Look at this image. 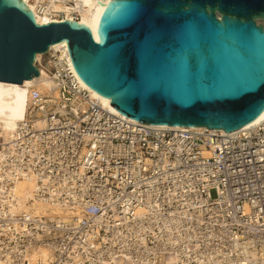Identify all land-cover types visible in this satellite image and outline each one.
Here are the masks:
<instances>
[{"label": "built area", "instance_id": "1", "mask_svg": "<svg viewBox=\"0 0 264 264\" xmlns=\"http://www.w3.org/2000/svg\"><path fill=\"white\" fill-rule=\"evenodd\" d=\"M35 67L52 88L0 138V264H264V120L236 134L141 124L92 96L65 43ZM23 180L67 213L19 209Z\"/></svg>", "mask_w": 264, "mask_h": 264}, {"label": "water", "instance_id": "2", "mask_svg": "<svg viewBox=\"0 0 264 264\" xmlns=\"http://www.w3.org/2000/svg\"><path fill=\"white\" fill-rule=\"evenodd\" d=\"M101 3V1H98ZM264 0H110L96 37L40 24L0 0V82L39 75L36 55L65 42L78 78L137 123L233 133L264 111Z\"/></svg>", "mask_w": 264, "mask_h": 264}, {"label": "bare ground", "instance_id": "3", "mask_svg": "<svg viewBox=\"0 0 264 264\" xmlns=\"http://www.w3.org/2000/svg\"><path fill=\"white\" fill-rule=\"evenodd\" d=\"M23 1L26 3L28 8L34 13L36 21L40 24L56 22V19L51 18L58 14H62L64 16V19L70 20L72 19V15L76 13L78 16V21L88 26L92 31L93 37H96L97 23L103 9V5L110 0H73V4H69V2H67L66 0ZM45 1H47V8L43 13H39L37 11L38 6ZM98 1H101V3H99ZM64 43L65 42H60L56 44ZM44 56L45 54H37L36 61L41 60V58H44ZM81 83L84 87L88 88L82 81ZM51 88L52 82L49 80L47 74L43 69H41V72H39V75L37 77H33L30 80H25L21 83V85L0 82V138H2L3 144H8L11 142L19 122L25 120V114L27 111L29 98L34 94H45ZM90 92L92 96L98 99L103 106L113 110L108 99L99 96L91 90ZM263 120L264 111L254 121L244 126L242 129L233 132V134H236L242 130L250 129L258 125ZM42 126V121H37L35 123V127L37 128H41ZM33 192L34 184L32 181L23 180L17 184L15 194L18 196L19 209H22L26 212H46V214L55 213L57 215L67 213V211H65L59 206L35 200ZM38 253H40L43 259L50 257V252L48 249H39Z\"/></svg>", "mask_w": 264, "mask_h": 264}, {"label": "rangeland", "instance_id": "4", "mask_svg": "<svg viewBox=\"0 0 264 264\" xmlns=\"http://www.w3.org/2000/svg\"><path fill=\"white\" fill-rule=\"evenodd\" d=\"M257 24H262V25H263V27H264V22H263V21H261V20H258V21H257Z\"/></svg>", "mask_w": 264, "mask_h": 264}]
</instances>
